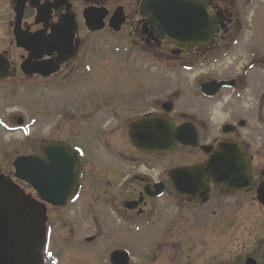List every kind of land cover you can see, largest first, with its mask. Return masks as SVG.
Returning <instances> with one entry per match:
<instances>
[{"label":"flooded vegetation","instance_id":"obj_1","mask_svg":"<svg viewBox=\"0 0 264 264\" xmlns=\"http://www.w3.org/2000/svg\"><path fill=\"white\" fill-rule=\"evenodd\" d=\"M11 1L10 44L14 61L3 46L5 43L1 44L0 90L13 89L16 95L17 90L33 89L31 87L40 84L41 88L64 86L63 89L69 91L64 94L67 97L83 94L78 105L73 103L77 110L68 108L71 103H66V109L56 118L63 132L61 137L52 136L55 123L49 115L53 112L47 111L50 133L45 141L65 143L80 153L74 199L64 207L41 203L26 195L20 187L22 184L36 195L30 186L15 179L18 192L35 212L34 227L42 230L40 264H61L59 249L63 251L72 245L83 249L99 244L104 246L99 256L93 258L94 264H139L129 250L112 247L109 242L116 238L118 228L128 233L142 226L155 225L161 226L163 231L154 242L156 246L140 264H264V86L253 92L249 77L256 69L264 73V61L250 53L253 59L242 62L234 75L219 78L231 83L230 87L203 99L213 103L219 95L215 103L223 100L220 111L224 109L226 117L217 127L218 133L202 143L201 131L212 132L208 123L211 117L203 121L179 111L176 106L181 91L178 88L173 89L170 99L160 100V72L169 68L179 76L180 67L184 73L190 72L196 64L180 60L181 64L173 65L169 57L183 58L188 51H192L194 57L211 54L215 45L200 53L196 47H176L160 38L153 26V17L143 8V0ZM206 1L210 3V10L220 15L221 31L229 33L231 5L240 0ZM250 1L242 0L244 7ZM18 5H21L19 20L16 16ZM86 7L97 8L87 20L83 12ZM4 14L0 3V31L5 32ZM236 17L238 20V12ZM238 24L233 36L239 35L242 29L239 20ZM235 39L231 37L227 43L226 38L222 55L227 56L238 45L233 43ZM1 40L4 42V35ZM110 52L116 53L115 56ZM164 58L166 64L161 61ZM95 64H99L106 75L100 70L95 73L92 70ZM212 64L213 57L204 60L205 67ZM116 72L126 75H115ZM94 73L93 90L86 91L85 75L93 76ZM259 83L264 84V77L259 76ZM72 88L76 90L70 91ZM166 101L171 103L169 116L176 125L190 122L195 126L200 145L209 144L215 149L222 140L235 142L244 149L251 167L246 188L230 193L210 185L204 202L188 200L174 190L168 171L204 162L208 155L200 147L190 148L199 151L191 163L171 165L168 162L160 171V160L170 159L180 146L169 155L160 156L137 148L131 134L133 124L143 116L160 118V114L164 115ZM106 117L109 119L105 120ZM0 119L2 129L17 127ZM82 129H87L93 137L91 141L78 139L77 134L80 136ZM140 129L145 130V127ZM99 157L103 159L97 160ZM98 162L100 168L96 165ZM2 178L0 175V182H6ZM182 201L193 206V209L185 207L188 214L181 212ZM78 203L95 211L86 216L90 227L84 230L76 228L64 213ZM49 209L60 211L61 216L51 219ZM166 212L172 214L161 217ZM56 225L65 229L63 236L55 235ZM89 228L91 233L83 235ZM167 244L170 246L165 247ZM77 261L71 257L69 264H77ZM80 264H84L83 261Z\"/></svg>","mask_w":264,"mask_h":264},{"label":"water","instance_id":"obj_2","mask_svg":"<svg viewBox=\"0 0 264 264\" xmlns=\"http://www.w3.org/2000/svg\"><path fill=\"white\" fill-rule=\"evenodd\" d=\"M143 5L153 17V26L160 38L173 45L197 46L201 51L218 35V16L203 0H145ZM20 11L21 5H18V20ZM93 11V8H86L85 17L88 19ZM225 84L223 81L206 82L201 85V90L209 96ZM163 106L167 112L170 111V103ZM142 127L145 130H141ZM131 134L137 148L163 156L169 155L179 144L199 146L198 132L192 124L176 126L167 115H160V118L146 115L133 124ZM200 149L208 155L205 162L173 168L168 172L178 194L188 200L204 202L211 184L230 193L248 186L250 161L241 146L235 142L219 141L214 150L210 145H201ZM41 152L42 157H17L13 162L15 177L30 184L42 201L64 205L74 187L78 159H74L75 154L71 150L54 142L42 145ZM34 214L28 200L18 190L7 182H0V264H40L43 234L39 226L34 227Z\"/></svg>","mask_w":264,"mask_h":264},{"label":"rangeland","instance_id":"obj_3","mask_svg":"<svg viewBox=\"0 0 264 264\" xmlns=\"http://www.w3.org/2000/svg\"><path fill=\"white\" fill-rule=\"evenodd\" d=\"M0 3L5 11V32L4 30L0 31V45L5 43L3 46L9 51L10 57L14 61V51H12L13 46L10 44L12 41L10 22L12 23L13 20V11L11 9L12 1L0 0ZM231 6L233 14L231 16L230 27L228 26L230 32L225 34L220 29L217 39L214 44H212V46L215 45V48L211 54L208 53L207 55L203 54L202 56L194 57V53L192 51H188L186 54H183V58H180L177 55L169 57V59L174 61L173 65L178 63L181 64L180 60H182L183 63L186 62L187 64H196L195 68H193L194 70L190 72L186 71L184 73V70L180 67L179 76L170 72L169 68H165L164 72H160V100L170 99L173 89L178 88L181 91V97L179 98L178 106H176L179 111L186 112L189 116L203 121H207V117H211V120L209 119L208 123L211 125L212 132L206 130L201 131L202 143L207 142L210 137L218 133L217 127H219L225 120L226 115L223 113L224 109L220 111L222 109L223 100L215 103L220 99L219 95L215 98L213 103L203 100L204 98L201 96L199 90V83L231 76L233 73L238 71L242 62L247 63L253 59L252 56H250V53L255 54L257 59L261 62L264 61V0H251L245 7L242 0H240L238 2H234ZM237 12L239 13V23H242L240 26L242 29L240 30L239 35L233 36L236 27L239 25L236 17ZM3 35L4 42L1 40V36ZM231 37L236 38L238 45L235 46L234 49H231L227 56H224L222 55V51ZM226 38H228L226 41L227 43L225 42ZM199 52L202 53L203 51ZM110 54L115 56L113 54L116 53L110 52ZM208 57H213V59H218V61L210 65V67H205L204 60ZM163 60H165V58ZM163 60H161L164 62L163 64H166L167 59L165 61ZM200 64H203V66H200ZM95 65H97V67H95ZM95 65H92V70L95 73L98 70L104 71L99 64ZM95 73L93 76L88 75L89 78L85 75L84 81L86 82V91L93 90L92 86L94 85L93 82L95 79ZM115 75L124 76L126 74L124 72H116ZM259 76L264 77V73L261 69H256L255 72L249 75L252 83L251 90L253 92L261 90L264 86V84L259 83ZM37 85L40 86V84ZM39 86H29L33 89H29L27 87L22 88L17 90L19 92L16 95L13 94V89L0 90V118L3 119L5 124H9L11 126H17L18 120L20 118L22 119L20 124L22 126H20V129L17 131L13 130L12 132H7L0 128V175L3 177L2 179H6V181L10 182L12 181L14 184H17V181L13 176L12 168L14 158L17 155H26L28 153L40 155L39 151L41 146L46 143L45 139L48 138V133H50L47 125V123H49L47 111L51 110L53 112L49 115L54 118L55 123L53 126L54 130L52 129L53 132L51 133L52 136L56 138L61 137L63 132L58 128L59 121H57V119L61 116V113L64 112L66 105L69 103L71 104L67 106L68 108L77 110L73 103L78 105L83 97L82 93L80 96H65L69 91H67L68 89H63L64 86H61L60 88H49L48 86L41 88ZM88 87L89 89L87 90ZM71 90L76 89L72 88L70 91ZM250 109H252V106ZM108 119L109 118L106 117L105 120ZM77 136L79 140H84L83 142L91 141V139H93L87 129H82L80 136L79 133ZM197 152L199 151L186 147H179L171 155L170 159H165L163 161L160 160V171L167 166L168 162L171 163V165L191 163V160H193L192 158L198 155ZM90 155L94 156L95 154L91 153ZM99 159L103 158H97V160ZM96 165L98 168L101 167V163L99 162ZM143 170L145 171V169ZM20 187L23 188L26 195H29L32 199L38 201L37 196L32 191H29L28 187L22 184ZM87 197L88 196L85 197V200H87ZM83 207L84 203H78L65 210L64 213L67 219L71 220L76 228L79 227L84 230V228L90 227L87 225L86 216L95 213V211L93 209ZM182 207L181 212L183 214H188L185 207L193 209V206H188L183 201ZM48 213L51 219H55L57 215L61 216L60 211L56 212V210L49 209ZM169 214H172V212H166L162 214L161 217L165 215L169 216ZM56 226L58 227L55 228V235L59 237L63 236L65 229L59 228V225ZM160 227L161 226L159 225H155L154 227L142 226L140 230L136 232L131 230V232L128 233L122 232L118 228L116 238L111 241L108 240V242L110 241L109 243H112V247L116 246V248H125L129 250L132 253V256H134L133 260L140 264L145 261L146 255H148L150 249H152L153 246H156L157 243L154 242H157L159 235L163 231V228L160 229ZM90 233L91 228H89L83 235H88ZM93 246L94 245L79 249L72 245L70 247H66L63 251L59 249V251H61V264H69L71 257L78 260L77 264H80L81 261H83L84 264H94L93 258H97L99 256L104 245L99 244L95 247ZM169 246L170 244H167L165 247Z\"/></svg>","mask_w":264,"mask_h":264}]
</instances>
